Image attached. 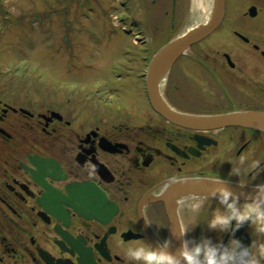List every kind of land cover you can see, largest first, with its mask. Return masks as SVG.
<instances>
[{"label":"flooded vegetation","instance_id":"obj_1","mask_svg":"<svg viewBox=\"0 0 264 264\" xmlns=\"http://www.w3.org/2000/svg\"><path fill=\"white\" fill-rule=\"evenodd\" d=\"M188 4L172 0L169 35L185 24ZM167 36L151 33L139 63L147 64ZM202 70L219 79L192 77ZM138 73L136 66L99 88L51 93L43 108H26L24 92L0 99V264H125L121 239L144 237L156 246L170 238L161 198L169 184L217 176L249 186L264 180V131L170 123L152 109ZM164 97L186 113L264 111V0H225L220 27L176 62ZM35 154L50 161L34 165ZM201 198L173 203L180 233L186 203ZM206 198L200 226L187 236L199 238L203 229L227 242L228 233L204 228L218 203ZM125 222L138 231H125ZM235 236L247 245L264 240L247 221Z\"/></svg>","mask_w":264,"mask_h":264},{"label":"rangeland","instance_id":"obj_2","mask_svg":"<svg viewBox=\"0 0 264 264\" xmlns=\"http://www.w3.org/2000/svg\"><path fill=\"white\" fill-rule=\"evenodd\" d=\"M167 9L162 0H0V99L20 90L26 108H43L51 93L99 88L117 79L115 69L130 73L143 51L135 33L145 44L151 33L168 38L195 22L187 10L185 24L169 35ZM192 77L212 79L205 70Z\"/></svg>","mask_w":264,"mask_h":264},{"label":"clouds","instance_id":"obj_3","mask_svg":"<svg viewBox=\"0 0 264 264\" xmlns=\"http://www.w3.org/2000/svg\"><path fill=\"white\" fill-rule=\"evenodd\" d=\"M172 179L175 180V177ZM216 180L221 185L225 183L219 176ZM252 187L255 191L245 200L225 186L216 188L210 194L218 203L211 208L204 228L208 232L228 233L227 242L222 236L214 240L212 236L203 234V229L199 238L187 236L200 226L199 216L207 198L195 199L185 205L189 214L181 231L184 238L178 254L168 250L171 243L168 237L158 240L156 246L144 237H136L126 243L121 239L125 264H264V240L244 245L235 236L236 230L246 221L258 235H264V180ZM124 230L138 231L126 222Z\"/></svg>","mask_w":264,"mask_h":264},{"label":"water","instance_id":"obj_4","mask_svg":"<svg viewBox=\"0 0 264 264\" xmlns=\"http://www.w3.org/2000/svg\"><path fill=\"white\" fill-rule=\"evenodd\" d=\"M225 0H210L208 18L184 35H181L164 45L152 58L147 69L146 79L150 101L154 109L172 123L199 130L217 129L228 126L250 127L264 131V112L243 111L214 115H192L174 110L164 100L160 84L171 70L176 60L188 48L210 35L220 25L224 16ZM224 185L214 179H185L171 183L162 198L171 209L173 203L192 197H207L218 187H229L241 196V200L250 198L255 189L235 182L224 181ZM179 224L172 217V234L169 251L178 254L181 245Z\"/></svg>","mask_w":264,"mask_h":264},{"label":"bare ground","instance_id":"obj_5","mask_svg":"<svg viewBox=\"0 0 264 264\" xmlns=\"http://www.w3.org/2000/svg\"><path fill=\"white\" fill-rule=\"evenodd\" d=\"M209 0H195V5L191 10L194 14L195 21L202 19L204 20L209 11Z\"/></svg>","mask_w":264,"mask_h":264}]
</instances>
